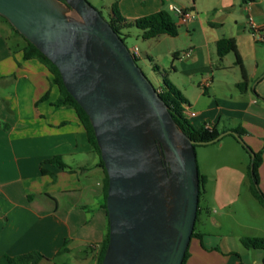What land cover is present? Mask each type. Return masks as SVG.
<instances>
[{"label":"crops","instance_id":"obj_1","mask_svg":"<svg viewBox=\"0 0 264 264\" xmlns=\"http://www.w3.org/2000/svg\"><path fill=\"white\" fill-rule=\"evenodd\" d=\"M191 13L184 22L169 5ZM127 20L165 9L176 36L149 38V79L174 84L193 126L218 133L240 127L243 141L261 152L258 185L264 194V0H115ZM110 6V7H111ZM111 15V9L109 12ZM253 21L255 27L251 26ZM134 26L124 30L127 36ZM0 17V264L6 256L42 254L40 264H97L107 218L104 172L75 110L55 108L58 87L37 59H23L19 39ZM233 38L246 72L216 42ZM48 93L47 98L41 97ZM2 123L7 125L3 128ZM207 144L198 170L205 175L200 211L185 264H264V249L245 248L243 236L264 237V207L250 192L249 154L241 143ZM206 146V145H204ZM58 157L62 163L47 162ZM44 170V172L42 171Z\"/></svg>","mask_w":264,"mask_h":264},{"label":"water","instance_id":"obj_2","mask_svg":"<svg viewBox=\"0 0 264 264\" xmlns=\"http://www.w3.org/2000/svg\"><path fill=\"white\" fill-rule=\"evenodd\" d=\"M0 15L56 65L89 117L108 177L101 264H181L199 201L195 141L123 39L87 0H0ZM226 134L242 139L226 130L199 144Z\"/></svg>","mask_w":264,"mask_h":264},{"label":"trees","instance_id":"obj_3","mask_svg":"<svg viewBox=\"0 0 264 264\" xmlns=\"http://www.w3.org/2000/svg\"><path fill=\"white\" fill-rule=\"evenodd\" d=\"M1 16V15H0ZM11 27V29L18 34L25 43L21 47L22 57L23 59H37L41 62L49 71L52 77V82L58 87L59 93L56 100L53 102L55 108L60 107H70L73 108L83 125V128L86 132L87 140L91 146L92 151L98 157V164L102 168L104 172L103 179V203L102 207L105 209L106 218H107V227L103 240L100 243V249L98 253L97 264H101L105 249L108 243L109 237V225H108V216L106 211V196L108 189V177L107 172L104 167L103 161L100 156V149L98 147L95 133L93 127L90 123L89 117L84 109L79 105V103L73 98V96L67 91L65 88L60 72L56 65H54L39 49H37L32 43H30L27 39H25L16 29L12 27V25L1 16ZM113 29L118 33V35L123 39L127 36V33L124 30L128 27L135 26L140 30L141 37L143 39H149L155 37L160 34H167L169 36H176L178 34L177 24L174 22L169 11L165 9L158 10L156 12L138 17L133 21H127L118 11L115 4L111 6V15L108 20ZM216 51L219 57L224 56L226 53L232 51L235 54V61L241 67L242 80L236 84V86L240 90H245L247 87V76L246 72L241 64L240 57L236 51V44L233 38L221 37L216 42ZM137 61L138 58L135 57ZM48 93H45L41 100L47 98ZM159 95L165 101L168 106V109L177 123L178 127L184 132L186 136H188L191 140L195 141L194 147L200 146L199 142L208 141L216 137L219 133L215 129L208 130L204 127H195L189 121L187 116L185 115V109L183 107L185 103V98L179 89L172 84L171 82H164L163 86L160 87ZM3 128L7 129V125L2 123ZM241 138L243 134V130L240 127L233 129ZM231 135V134H229ZM233 136V135H232ZM234 137V136H233ZM236 139V137H234ZM238 140V139H237ZM241 143L243 149L250 156V163L248 167V175L250 180V192L255 197L259 203L264 207V194L259 188L258 185V166L261 162V152L253 151L244 141L243 139L238 140ZM251 153H253V158L251 157ZM47 162L56 163L59 166H62L61 161L58 157L51 158L47 160ZM252 165V168H251ZM44 172V170L42 169ZM206 182L205 175L199 172V201H198V209L197 216L200 211V197L204 192V186ZM196 221V220H195ZM195 232V224L193 228V232L191 237L196 236ZM199 236V235H198ZM241 244L245 248H260L264 249V237L261 236H243L240 238ZM188 256V248L183 257L182 263L185 264L186 258ZM42 254L38 251H29L27 253L15 255V256H6L9 264H40V260L42 259Z\"/></svg>","mask_w":264,"mask_h":264},{"label":"rangeland","instance_id":"obj_4","mask_svg":"<svg viewBox=\"0 0 264 264\" xmlns=\"http://www.w3.org/2000/svg\"><path fill=\"white\" fill-rule=\"evenodd\" d=\"M93 7H95L101 15L108 21L110 19V9L111 4L115 2V0H87ZM1 17V16H0ZM3 19V18H2ZM17 39H19L20 43L23 45L25 41L18 35L15 34ZM124 42L128 48H132L137 46V48L141 52H146L149 54V39H143L140 34V30L135 26L131 29V34L129 36L124 37ZM142 58H138L137 63L145 73V75L149 78V61L146 59L144 53H142ZM225 139L223 141H234V137L232 135L226 134ZM215 143V142H214ZM209 147L212 146H196L195 147V154H196V161L198 160L200 163L201 156L203 152L211 149Z\"/></svg>","mask_w":264,"mask_h":264},{"label":"built area","instance_id":"obj_5","mask_svg":"<svg viewBox=\"0 0 264 264\" xmlns=\"http://www.w3.org/2000/svg\"><path fill=\"white\" fill-rule=\"evenodd\" d=\"M169 8L173 13H175L178 16L179 20L182 22L186 21L191 16L190 11L188 9L180 6V5L173 3V4L169 5ZM250 23H251L252 27H255L253 21H250ZM254 35L257 38V40L264 42V35L260 34L258 30L254 31ZM130 51L135 57H138V51L136 48L130 49ZM157 89H158V91L160 90V88H157ZM185 115L188 118L189 116L194 115V112L187 110V111H185ZM204 128L210 130V125L208 123H206Z\"/></svg>","mask_w":264,"mask_h":264}]
</instances>
